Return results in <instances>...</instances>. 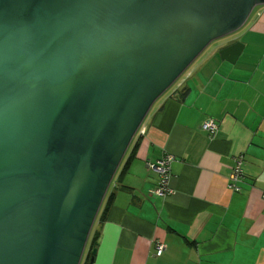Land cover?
<instances>
[{
	"label": "water",
	"instance_id": "water-1",
	"mask_svg": "<svg viewBox=\"0 0 264 264\" xmlns=\"http://www.w3.org/2000/svg\"><path fill=\"white\" fill-rule=\"evenodd\" d=\"M261 5L0 0V264H80L153 104Z\"/></svg>",
	"mask_w": 264,
	"mask_h": 264
},
{
	"label": "crops",
	"instance_id": "crops-1",
	"mask_svg": "<svg viewBox=\"0 0 264 264\" xmlns=\"http://www.w3.org/2000/svg\"><path fill=\"white\" fill-rule=\"evenodd\" d=\"M254 13L233 64L219 51L239 39L219 40L143 122L96 227L92 264H264V6ZM209 119L219 123L212 135L201 130ZM165 154L174 156L172 180L159 196L148 162ZM238 157L236 192L229 184ZM157 245L165 246L160 256Z\"/></svg>",
	"mask_w": 264,
	"mask_h": 264
},
{
	"label": "built area",
	"instance_id": "built-area-1",
	"mask_svg": "<svg viewBox=\"0 0 264 264\" xmlns=\"http://www.w3.org/2000/svg\"><path fill=\"white\" fill-rule=\"evenodd\" d=\"M202 130L209 133L210 135L214 134L218 130V123L215 120H208L202 125ZM174 161L173 155H164L160 160L154 164L148 163V166L153 169L156 173L159 174L158 185L156 187V193L159 196H166L170 192V182L172 180V175L170 172V165ZM242 163L243 158L238 157L236 164L233 168L231 174V181L229 188L233 191H240V186H237L242 180ZM165 251L164 245H157L155 254L160 256Z\"/></svg>",
	"mask_w": 264,
	"mask_h": 264
},
{
	"label": "rangeland",
	"instance_id": "rangeland-1",
	"mask_svg": "<svg viewBox=\"0 0 264 264\" xmlns=\"http://www.w3.org/2000/svg\"><path fill=\"white\" fill-rule=\"evenodd\" d=\"M262 6H264V5H261V6H257L256 8H255V10H257V9H260ZM254 10V11H255ZM254 15H255V13L253 12L252 13V17L251 18H253L254 17ZM248 29H247V25H243L241 28H239L238 30H236V31H234L233 33H231L229 36H227V37H235V38H237V39H239L237 42H240L242 45H245L247 42V35H245L246 34V31H247ZM226 37V38H227ZM242 37V38H241ZM224 39V38H223ZM221 40V39H220ZM219 40H216V41H214V42H212L211 44H209L208 46H207V48L196 58V60L188 67V69L178 78V80L168 89V90H166L165 92H164V94H162L160 97H159V99L153 104V106H152V109L150 110V112H149V114L147 115V117H146V119H148L149 117H150V115L152 114V112H153V110L155 109V107L158 105V103L161 101V100H163L166 96H168V95H170V94H172L173 93V91L176 89V91L177 90H179L180 91V89H181V84L184 82V81H187V82H189V80H187V77H188V74H189V70H191L193 67H197L200 63H201V61L205 58V56L210 52V50L214 47V45L218 42ZM146 119L144 120V122L146 121ZM136 142V139H134L133 141H132V143L134 144ZM132 146V145H131ZM130 156H132V149H130L129 151H128V153H127V155L125 156V158H124V162L122 163V166H123V164L126 162V160L130 157ZM121 168L122 167H120V170H119V172H118V174L116 175V177H114V179H113V181H112V185L110 186V188H109V191L108 192H110L112 189H113V187H114V185L117 183V181H119L120 180V178H121ZM98 224V223H97ZM96 224V225H97ZM94 232V231H93ZM92 234H94V233H92ZM96 234L97 233H95V236H96ZM85 257H86V253L84 254V257H83V259H82V262H81V264H84V262H85Z\"/></svg>",
	"mask_w": 264,
	"mask_h": 264
},
{
	"label": "trees",
	"instance_id": "trees-1",
	"mask_svg": "<svg viewBox=\"0 0 264 264\" xmlns=\"http://www.w3.org/2000/svg\"><path fill=\"white\" fill-rule=\"evenodd\" d=\"M209 120H213V119H209ZM208 121V120H207ZM216 121V120H215ZM217 122V121H216ZM205 123V122H204ZM203 123V124H204ZM218 123V122H217ZM202 124V125H203ZM202 125H201V129H202ZM131 160H132V156H130L127 160H126V162L124 163V165L122 166V168H121V176L123 175V174H125L126 172H127V170H128V168H129V165H130V163H131ZM124 162V161H123ZM242 176H243V174H242ZM241 181V180H240ZM118 182V181H117ZM158 185V184H157ZM116 184L114 185V187H113V189L109 192V194L107 195V197H106V201H105V204H104V206H103V208H102V211H101V213H100V217H99V219H98V222H100L104 217H105V214H106V212H107V210L109 209V207H110V205L112 204V201H113V198H114V195H115V188H116ZM237 186H239V184L237 185ZM239 192V191H238ZM95 233L96 232H94V234L92 235V243H91V247H90V249H89V252H88V254H87V257H86V260H85V263L84 264H87L89 261H90V259H91V251H92V249L94 248V242H95V240H94V238H96V236H95Z\"/></svg>",
	"mask_w": 264,
	"mask_h": 264
},
{
	"label": "bare ground",
	"instance_id": "bare-ground-1",
	"mask_svg": "<svg viewBox=\"0 0 264 264\" xmlns=\"http://www.w3.org/2000/svg\"><path fill=\"white\" fill-rule=\"evenodd\" d=\"M218 127H219V123H218ZM141 130H143V127L141 126V129L139 130V132H138V134L140 133V131ZM129 150V149H128ZM127 153H128V151H127ZM127 153H126V155H127ZM125 155V156H126ZM165 155H167V154H165ZM170 155V154H169ZM125 158V157H124ZM161 159V158H160ZM159 159V160H160ZM123 161H124V159H123ZM158 161V160H157ZM156 161V162H157ZM155 162V163H156ZM123 163V162H122ZM122 163H121V165H120V167H122ZM148 163H150V164H154V163H152V162H148ZM124 165V164H123ZM171 166V165H170ZM120 167L118 168V171H117V173H116V175L118 174V172H119V170H120ZM149 167V166H148ZM116 175H115V177H116ZM112 185V184H111ZM108 194V193H107ZM106 197H107V195H106ZM106 197H105V199H104V201H103V204H102V208H103V206H104V204H105V201H106ZM101 211H102V209H101ZM100 215V214H99ZM97 223H99L98 221H97ZM96 223V224H97ZM98 225V224H97ZM97 225H96V227H97ZM96 227H95V229H94V232H96L95 230H96ZM93 232V233H94ZM93 235V234H92ZM91 238H92V236H91ZM97 238H94V240H96ZM91 243H92V239H91V241H90V243H89V245H88V243H87V246H86V249H85V252H84V254L86 253V257H87V254H88V252H89V249H90V247H91ZM95 248V247H94ZM93 248V249H94ZM84 257V256H83ZM86 257H85V260H86ZM82 262V261H81ZM90 262V261H89ZM85 263V262H84ZM81 264V263H80Z\"/></svg>",
	"mask_w": 264,
	"mask_h": 264
},
{
	"label": "flooded vegetation",
	"instance_id": "flooded-vegetation-1",
	"mask_svg": "<svg viewBox=\"0 0 264 264\" xmlns=\"http://www.w3.org/2000/svg\"><path fill=\"white\" fill-rule=\"evenodd\" d=\"M263 7V6H262ZM253 13V12H252ZM252 15V14H251ZM250 15V16H251ZM250 18V17H249ZM247 22V21H246ZM227 37V36H226ZM226 37H224V39H226ZM227 38H229V37H227ZM221 40H223V38L221 39ZM174 92V91H173ZM219 128V127H218ZM202 130V129H201ZM203 131V130H202ZM205 132V131H204ZM207 133V132H206ZM209 134V133H208ZM101 209H102V205H101V208H100V210H99V212H98V214H97V216H96V218H95V221L93 222V224H92V227L90 228V233H89V236H88V245H89V243H90V241H91V236H92V233H93V231H94V229H95V227H96V223H97V221H98V219H99V217H100V213H101Z\"/></svg>",
	"mask_w": 264,
	"mask_h": 264
}]
</instances>
